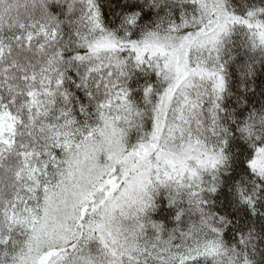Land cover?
Masks as SVG:
<instances>
[{"label": "snow or ice", "instance_id": "1", "mask_svg": "<svg viewBox=\"0 0 264 264\" xmlns=\"http://www.w3.org/2000/svg\"><path fill=\"white\" fill-rule=\"evenodd\" d=\"M0 264H264V0H0Z\"/></svg>", "mask_w": 264, "mask_h": 264}]
</instances>
